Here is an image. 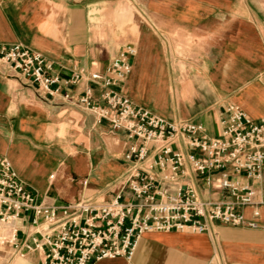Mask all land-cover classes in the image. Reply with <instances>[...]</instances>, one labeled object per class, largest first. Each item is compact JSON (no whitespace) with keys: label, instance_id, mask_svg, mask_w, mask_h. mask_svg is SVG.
<instances>
[{"label":"crops","instance_id":"obj_1","mask_svg":"<svg viewBox=\"0 0 264 264\" xmlns=\"http://www.w3.org/2000/svg\"><path fill=\"white\" fill-rule=\"evenodd\" d=\"M15 42L43 53L63 78L80 68L103 72L132 45L123 93L159 115L202 123L211 137L219 135L229 105L264 117V0H0V44ZM87 84L64 86L62 93L73 96L67 100L0 68V153L39 202L131 196L125 154L136 140L77 103ZM94 89L96 103L105 105ZM256 188L254 203L242 210L256 227L148 232L131 260L92 264H264V171ZM198 189L205 200L229 198L202 184ZM31 220L32 213L19 223L28 242L36 235ZM1 264H41V253Z\"/></svg>","mask_w":264,"mask_h":264},{"label":"built area","instance_id":"obj_2","mask_svg":"<svg viewBox=\"0 0 264 264\" xmlns=\"http://www.w3.org/2000/svg\"><path fill=\"white\" fill-rule=\"evenodd\" d=\"M135 54V47L127 45L103 72L80 68L63 78L43 53L20 42L0 44V68L18 72L43 95H59L64 86L88 81L77 103L94 113L98 123L106 120L112 130L136 140L125 154L130 198L118 193L104 203L39 202L9 158L0 153V264L32 251L41 253V264L131 260L148 232L208 233L217 223L257 226L242 210L254 203L256 185L263 179L264 117L253 119L229 105L219 135L211 137L195 120L159 115L120 88L132 71ZM94 86L105 105L96 103ZM62 95L73 98L68 92ZM198 184L229 198L205 200ZM30 213L36 235L28 242L20 236L19 223ZM253 214L258 216L259 210Z\"/></svg>","mask_w":264,"mask_h":264}]
</instances>
